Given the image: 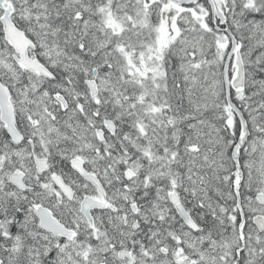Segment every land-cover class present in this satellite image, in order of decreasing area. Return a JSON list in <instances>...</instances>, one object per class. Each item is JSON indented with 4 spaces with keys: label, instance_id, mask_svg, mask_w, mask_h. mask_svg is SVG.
Segmentation results:
<instances>
[{
    "label": "snow or ice",
    "instance_id": "1",
    "mask_svg": "<svg viewBox=\"0 0 264 264\" xmlns=\"http://www.w3.org/2000/svg\"><path fill=\"white\" fill-rule=\"evenodd\" d=\"M0 264H264V0H0Z\"/></svg>",
    "mask_w": 264,
    "mask_h": 264
}]
</instances>
